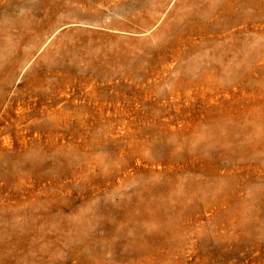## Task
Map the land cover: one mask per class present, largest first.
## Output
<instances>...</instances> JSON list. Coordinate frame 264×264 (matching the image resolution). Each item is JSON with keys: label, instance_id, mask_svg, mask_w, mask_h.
Returning a JSON list of instances; mask_svg holds the SVG:
<instances>
[{"label": "rangeland", "instance_id": "rangeland-1", "mask_svg": "<svg viewBox=\"0 0 264 264\" xmlns=\"http://www.w3.org/2000/svg\"><path fill=\"white\" fill-rule=\"evenodd\" d=\"M0 264H264V0H0Z\"/></svg>", "mask_w": 264, "mask_h": 264}]
</instances>
